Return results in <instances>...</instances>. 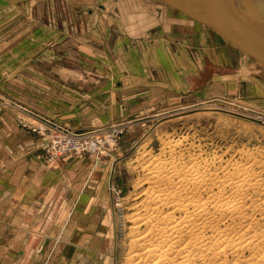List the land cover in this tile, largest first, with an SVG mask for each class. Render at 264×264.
Instances as JSON below:
<instances>
[{
	"label": "rangeland",
	"instance_id": "374dc122",
	"mask_svg": "<svg viewBox=\"0 0 264 264\" xmlns=\"http://www.w3.org/2000/svg\"><path fill=\"white\" fill-rule=\"evenodd\" d=\"M223 2L228 3L226 0ZM1 4H4L2 0L0 6ZM251 6L256 14L264 13V10L258 11L252 4ZM177 9L179 11L177 14L170 12L168 6L166 7L161 0H26L7 10L0 7V43L3 45L0 47V84L8 83L17 73L29 68L27 64L37 59V54L46 43L52 41L58 30L65 27L62 20L70 13L76 11L88 13V10L98 15L103 11L116 13L118 17L123 18L130 32L137 35L144 33L147 27L163 26L164 24L160 22L163 16L176 19L177 22L174 21L176 24L189 21L193 23L190 25L200 31L208 28L215 30L212 26L224 28L229 31L227 36L216 31L222 41H227L233 36L239 38V42L242 43L241 45L231 43L236 49L240 46L243 55L241 57L226 46H222L220 51L223 58L231 60L234 71L247 79H250L249 73L253 71L260 75L264 74L263 34H255L252 30L230 24L221 17L206 12ZM209 18L211 22L205 21ZM241 33L243 39L240 38ZM246 39L250 40L251 47L244 53L248 45ZM96 59L99 63H106L105 59L100 57ZM212 60L213 62L208 60L206 63L210 65L211 72L219 73L229 68L220 60L213 57ZM218 67L220 69H217ZM12 87L17 89L19 95L24 96L25 90L21 91L24 87L22 81H13ZM56 87L59 88L56 90H62L58 85ZM134 91L133 97L141 98L139 90ZM92 95H95V92H92L90 97ZM157 96L153 100L144 101L142 98L137 100L144 102L129 106L123 115L116 118L112 114L108 116L106 106H102L101 110L104 112L102 117L105 122L98 123L90 120L92 116L87 119L89 122L69 121L65 117L68 109L50 111L56 100L39 97L40 104L42 102L49 110L44 112L62 122V125L54 124L76 133L105 128L96 133L101 141L98 142V150L94 153H73L67 157L56 155L49 150L48 145L50 137L56 134V128L40 121L29 120L24 117L25 115L16 120L18 125L33 133L34 140L39 142V148L44 156L59 161L63 160L62 157L68 160L65 164L58 165L55 175L48 172L51 174V180L60 178V185L56 189L59 195L56 194L55 197L53 192L51 203L47 205L52 209L56 206L62 209V220L72 212L71 219L80 221L82 226L81 230L74 233L73 261H69L70 257L68 261L65 259L68 244L63 242L59 245L48 244L47 248L45 245L46 264H123L131 235L132 205L137 202V193L146 186L140 182L144 175L143 156L147 153L165 158V155H161L163 142L182 140L181 144L189 151L200 152L203 157L213 159L215 162L239 161L246 153L264 156L262 89L258 88V92L251 97L235 99L226 96L199 99L193 95L167 97L161 93ZM120 101L121 99L116 97L113 101L109 99L101 103L113 105ZM36 102L39 101H33L32 105L35 106ZM188 105L193 106L184 107ZM10 109L12 108L0 103V115L10 113ZM3 119L4 117H0V123ZM128 120L134 121L119 128H110L112 123ZM39 204L35 202V205ZM62 231H65V226ZM67 234L63 235V240H68ZM52 251L57 252L58 257L50 256Z\"/></svg>",
	"mask_w": 264,
	"mask_h": 264
},
{
	"label": "crops",
	"instance_id": "0c3cea01",
	"mask_svg": "<svg viewBox=\"0 0 264 264\" xmlns=\"http://www.w3.org/2000/svg\"><path fill=\"white\" fill-rule=\"evenodd\" d=\"M177 8L206 12L168 6V10L175 14L179 12ZM108 12L99 15L90 10L88 13H70L62 20L65 27L58 30L56 39L46 43L37 59L27 64L29 68L25 67V71L17 73L8 83L0 84V95L13 101L9 105L2 102L12 109L10 113L0 115L4 117L0 123V264H46L45 245L47 248L48 244L63 242L68 244L65 259L68 261L70 257L69 261H73L74 233L82 228L80 221L71 219L72 212L62 220V209L48 206L53 192L55 197L59 195L56 189L60 185V178L51 180L48 172L55 175L58 165L68 160L44 156L33 133L16 122L25 115L29 120L45 123L43 118L62 125L59 119L55 120L44 112L48 109L42 102L40 104L39 97L56 100L50 111L68 109L65 117L69 121L89 122L87 119L92 116L90 120L98 123L105 122L102 106H106L108 116L112 114L116 118L129 106L146 99L153 100L160 93L167 97L193 95L199 99L218 96L235 99L251 97L258 88L263 90L258 79L250 73V79L239 76L232 68L231 60L223 58L222 46L239 57L241 48L236 49L229 41H222L216 30L200 31L189 21L176 24V19L165 18L162 14L160 22L165 27H147L144 33L137 35L130 32L122 17ZM240 38H244L242 33ZM230 39L232 44L239 43V38L232 36ZM246 41L250 43V40ZM98 57L105 59L106 63L97 62ZM212 57L226 64L228 70L211 72L206 63L208 60L213 62ZM260 76L264 80V74ZM241 79L246 83L245 96L239 94L237 87ZM13 81L23 82L21 91L25 90L24 96L12 87ZM56 85L62 90H56L59 89ZM134 90H139L142 101L133 97ZM92 92L95 95L90 97ZM116 97L121 99L117 104L101 103L109 99L113 101ZM33 101L39 102L33 106ZM35 202L40 204L35 205ZM64 224L65 231L61 232ZM65 234L68 240H63ZM55 253L50 252V256L58 257L59 254Z\"/></svg>",
	"mask_w": 264,
	"mask_h": 264
},
{
	"label": "bare ground",
	"instance_id": "6f19581e",
	"mask_svg": "<svg viewBox=\"0 0 264 264\" xmlns=\"http://www.w3.org/2000/svg\"><path fill=\"white\" fill-rule=\"evenodd\" d=\"M6 1L0 7H7ZM161 1L169 7L222 16L198 4ZM247 1L258 11L264 10V0ZM222 2L228 8L229 3ZM0 101L13 102L2 95ZM41 119L54 128L63 127ZM132 121L112 123L110 128ZM181 142H163L165 158L143 156L140 182L146 186L132 205L123 264H264V156L246 153L239 161L215 162L189 151Z\"/></svg>",
	"mask_w": 264,
	"mask_h": 264
},
{
	"label": "water",
	"instance_id": "95a60500",
	"mask_svg": "<svg viewBox=\"0 0 264 264\" xmlns=\"http://www.w3.org/2000/svg\"><path fill=\"white\" fill-rule=\"evenodd\" d=\"M23 1L26 0H7L6 1L7 5L5 6L14 5ZM178 1H181L183 3L201 5V7L207 9L208 11L210 10L213 13L217 11L222 15L221 19H223V21L228 22L230 24H234L242 28L252 30L255 34L264 35V13H261L260 15L256 14L255 10L251 7V4L247 0H226L229 3L228 8L223 7L220 4V1L218 0H178ZM216 7H219L218 10L216 9ZM205 21L211 22L212 20L209 18V20L205 19ZM212 27L222 35L227 36V33L229 32L228 30L221 27H216V26H212ZM228 41L232 43L231 39L227 40V42ZM241 44L242 43L239 42V45ZM250 47L251 46L248 44L245 48L244 53L249 51ZM225 70H228V68ZM250 74L260 81L264 90V80L262 79V77L254 72H250ZM245 84H246L245 81L242 79L239 80L237 83L239 94L241 96L246 95Z\"/></svg>",
	"mask_w": 264,
	"mask_h": 264
},
{
	"label": "built area",
	"instance_id": "2783aa9c",
	"mask_svg": "<svg viewBox=\"0 0 264 264\" xmlns=\"http://www.w3.org/2000/svg\"><path fill=\"white\" fill-rule=\"evenodd\" d=\"M90 131L76 133L66 127L56 128V134L50 137L49 150L56 155L94 153L98 150V142L101 140L96 134L99 131L94 133H90Z\"/></svg>",
	"mask_w": 264,
	"mask_h": 264
}]
</instances>
